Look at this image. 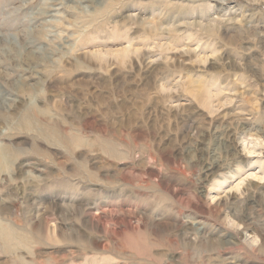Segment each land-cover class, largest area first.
<instances>
[{"label":"rangeland","instance_id":"374dc122","mask_svg":"<svg viewBox=\"0 0 264 264\" xmlns=\"http://www.w3.org/2000/svg\"><path fill=\"white\" fill-rule=\"evenodd\" d=\"M0 150V264H264V0H0Z\"/></svg>","mask_w":264,"mask_h":264},{"label":"bare ground","instance_id":"6f19581e","mask_svg":"<svg viewBox=\"0 0 264 264\" xmlns=\"http://www.w3.org/2000/svg\"><path fill=\"white\" fill-rule=\"evenodd\" d=\"M5 158H4V153H3V151L2 150H0V164H2V163H4L5 161ZM2 229H3V225H2V223H0V233H1V231H2ZM9 235H8V230H6L5 232H4V238H5V240L6 239H9Z\"/></svg>","mask_w":264,"mask_h":264}]
</instances>
